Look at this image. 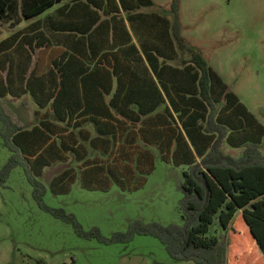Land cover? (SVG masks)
<instances>
[{
    "label": "trees",
    "instance_id": "16d2710c",
    "mask_svg": "<svg viewBox=\"0 0 264 264\" xmlns=\"http://www.w3.org/2000/svg\"><path fill=\"white\" fill-rule=\"evenodd\" d=\"M152 6L0 0V21L32 20L0 41V140L9 152L0 187L20 167L37 207L82 239L115 244L151 236L174 261L264 264V126L181 36L177 0L172 20L148 11ZM38 48L49 63L28 72ZM8 97L29 98L28 127L6 112ZM157 157L184 168L181 225L133 221L105 238L44 202L39 179L48 168L65 166L48 180L55 196L77 180L90 192L116 186L132 193L146 184Z\"/></svg>",
    "mask_w": 264,
    "mask_h": 264
},
{
    "label": "rangeland",
    "instance_id": "374dc122",
    "mask_svg": "<svg viewBox=\"0 0 264 264\" xmlns=\"http://www.w3.org/2000/svg\"><path fill=\"white\" fill-rule=\"evenodd\" d=\"M152 2L148 11L172 20L171 0ZM177 5L181 36L264 126V0H177ZM22 26L0 21V40ZM4 107L19 126H29L32 109L15 102L12 108ZM13 108L20 111L16 114ZM260 151L264 156V139ZM223 152L235 157L240 150L224 146ZM8 157L0 140V168ZM64 167L48 168L39 179L46 186L44 202L73 214L85 231L97 228L109 238L127 231L133 221L182 224L179 185L183 167L167 165L157 157L155 170L138 191L123 193L113 186L107 192H90L77 180L68 194L55 196L47 183ZM223 233L216 230L217 235ZM0 264L194 263L172 260L151 236L136 235L128 243L115 244L77 237L70 225L37 207L19 167L12 170L5 187H0Z\"/></svg>",
    "mask_w": 264,
    "mask_h": 264
},
{
    "label": "crops",
    "instance_id": "0c3cea01",
    "mask_svg": "<svg viewBox=\"0 0 264 264\" xmlns=\"http://www.w3.org/2000/svg\"><path fill=\"white\" fill-rule=\"evenodd\" d=\"M54 9V8H53ZM53 9H51V10H49L47 13H52V11H53ZM32 21V20H31ZM31 21H28V22H21L20 24H18L17 26H19V25H21V24H23L24 26H22V27H20V28H18L16 31H18V30H20V29H22V28H24L28 23H30ZM16 31H14V32H16ZM13 32V33H14ZM13 33H11V34H13ZM10 34V35H11ZM9 35V36H10ZM8 37V36H7ZM7 37H5V38H7ZM4 38V39H5ZM3 40V39H2ZM1 41V40H0ZM42 52V54H41V56L39 55V53L38 52ZM32 54V59H31V63H30V66H29V69H28V72L31 70V69H33L37 64H38V67H39V69H40V67H41V69H44L45 67H46V65L49 63V59H48V51L47 52H45V51H43V49H34V51H33V53H31ZM37 63V64H36ZM40 69V70H41ZM29 98L28 97H23V98H21V99H11L10 97H8L5 101H4V106H5V104H8V106H12V103H18L21 107H28V109L30 110V109H32V107L30 106V104H29ZM12 108V107H11ZM13 110H15V112H16V114L18 113V110L20 111V108H18V110L16 109V108H13ZM30 121H31V118H30ZM30 123V122H29ZM29 125V124H28Z\"/></svg>",
    "mask_w": 264,
    "mask_h": 264
}]
</instances>
